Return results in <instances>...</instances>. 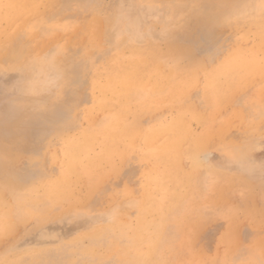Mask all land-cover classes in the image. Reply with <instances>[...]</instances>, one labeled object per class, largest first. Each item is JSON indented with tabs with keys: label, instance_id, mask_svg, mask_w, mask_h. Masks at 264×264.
Listing matches in <instances>:
<instances>
[{
	"label": "rangeland",
	"instance_id": "1",
	"mask_svg": "<svg viewBox=\"0 0 264 264\" xmlns=\"http://www.w3.org/2000/svg\"><path fill=\"white\" fill-rule=\"evenodd\" d=\"M15 2L0 264H264V0Z\"/></svg>",
	"mask_w": 264,
	"mask_h": 264
},
{
	"label": "bare ground",
	"instance_id": "2",
	"mask_svg": "<svg viewBox=\"0 0 264 264\" xmlns=\"http://www.w3.org/2000/svg\"><path fill=\"white\" fill-rule=\"evenodd\" d=\"M34 1H37V0H16V2L19 4V6L21 5V6H25V5H27L28 3H34ZM2 2V0H0V3ZM15 2V3H16ZM34 7V6H33ZM40 7V6H39ZM11 8V7H10ZM10 8H9V10H10ZM34 13H36V12H34ZM30 16V15H29ZM31 17V16H30ZM33 18V17H32ZM20 19V18H19ZM18 19V20H19ZM24 19V18H23ZM28 19V18H27ZM38 19H39V17H38ZM32 21V20H31ZM36 21V20H35ZM16 22V21H15ZM14 22V23H15ZM39 22V21H38ZM37 23V22H36ZM139 51V50H138ZM131 56H132V54H131ZM147 59V58H146ZM146 61V60H145ZM132 62V61H131ZM105 65V64H104ZM157 66V65H156ZM143 72H144V70H142ZM153 72V71H152ZM151 74V73H150ZM153 74V73H152ZM157 74V73H156ZM169 74V73H168ZM151 81V80H150ZM132 82H133V80H132ZM154 82V81H153ZM156 82V81H155ZM187 82V81H186ZM96 83V82H95ZM110 84V83H109ZM153 84V83H152ZM107 85V84H106ZM132 85V84H131ZM109 87V86H108ZM147 87V86H146ZM95 88V87H94ZM161 88V87H160ZM147 89V88H146ZM164 89V88H163ZM132 90V89H131ZM148 90H149V88H148ZM183 91V90H182ZM147 92V91H146ZM174 93V92H173ZM171 94H172V92H171ZM178 94H179V92H178ZM185 94V93H184ZM183 94V95H184ZM173 95V94H172ZM95 96V95H94ZM175 96V95H174ZM181 96V95H180ZM96 97H97V95H96ZM161 97H163V96H161ZM143 98V97H142ZM165 98V97H164ZM176 98V97H175ZM173 99V98H172ZM139 100V99H138ZM163 100V99H162ZM96 101V100H95ZM94 101V102H95ZM171 101V100H170ZM170 101H169V103H170ZM99 102V101H98ZM156 102V101H155ZM104 103V102H103ZM175 103V102H174ZM152 104V103H151ZM155 105V104H154ZM171 105V104H170ZM146 106V105H145ZM164 106V105H163ZM100 107V106H99ZM107 107V106H106ZM112 107V106H111ZM142 107H144L143 105H142ZM113 108V107H112ZM155 108H157V106L155 107ZM171 108V107H170ZM107 109V108H106ZM138 109V108H137ZM143 110H144V108H142ZM141 109V110H142ZM146 109V108H145ZM153 109V108H152ZM96 110V109H95ZM94 110V111H95ZM106 111V110H105ZM109 111V110H108ZM106 113V112H105ZM91 114H94V113H92L91 112ZM126 115V114H125ZM181 115V114H180ZM184 115V114H183ZM93 116V115H92ZM105 116H107V115H105ZM104 115H103V118L105 117ZM87 117V116H86ZM113 117V116H112ZM93 118V117H92ZM183 118H185L186 119V117H183ZM102 119V118H101ZM179 119V118H178ZM87 120V119H86ZM89 120V119H88ZM92 121H94V120H92ZM107 121V120H106ZM132 121V120H131ZM174 121V120H173ZM186 122V121H185ZM100 123V122H99ZM121 123H123V121H120V125L118 126V132L116 133V134H113V136H115L114 137V140L113 141H115L116 143H114L113 145H110V146H107V148H105V150L106 151H108L107 152V154L109 153L110 154V152H114V151H117L118 150V147L120 146V145H122V143L123 142H125L126 140H127V138H129L130 136H131V134L130 133H128V131H130V130H128V129H125V128H123L122 126H121ZM106 124V123H105ZM136 124V123H135ZM92 125V124H91ZM124 125V124H123ZM133 125V124H132ZM161 125V124H160ZM175 125L176 124H172V125H170L169 126V130L171 129V128H173V130H174V127H175ZM168 126V125H167ZM130 127V126H129ZM129 127H127V128H129ZM135 127V126H134ZM133 127V128H134ZM137 127V126H136ZM135 127V128H136ZM87 128V127H86ZM145 131V130H144ZM153 131H155V132H152L151 134H150V136H151V138H150V140L152 139V140H154V139H156L158 142H159V140H158V137L159 136H167V139L166 140H164L163 141V147H164V150L166 149V150H170V151H172L173 149H174V145L173 144H171L172 142H173V140H172V138H173V134L172 133H170V132H168V129H167V132L166 131H163V130H161V128H153ZM143 132V131H142ZM141 133V132H140ZM177 133V132H176ZM137 135V134H136ZM133 138V137H132ZM101 139V138H100ZM181 139V138H180ZM99 140V139H98ZM155 141V140H154ZM135 142V141H134ZM137 142V141H136ZM157 142V143H158ZM175 142V141H174ZM153 143V142H152ZM155 143V142H154ZM90 144V143H89ZM95 144V143H94ZM132 144V143H131ZM180 144V143H179ZM178 145V144H177ZM176 146V145H175ZM125 147H127V146H125ZM87 148V147H86ZM126 149V148H125ZM89 150V149H88ZM180 150V149H179ZM178 152V151H177ZM85 153V152H84ZM95 153V152H94ZM120 153V152H119ZM82 154V153H81ZM175 154V153H174ZM83 155V154H82ZM98 157H101L100 155L98 156ZM168 158V157H167ZM171 159V158H170ZM103 161H105V158L104 159H102ZM101 160V161H102ZM94 161V160H93ZM99 162V161H98ZM180 162H181V160H180ZM77 168V167H76ZM68 173V172H67ZM63 174V173H62ZM153 176V175H152ZM73 177V176H72ZM75 178V177H74ZM70 179V178H69ZM165 179V178H164ZM73 180V179H72ZM75 180V179H74ZM73 180V181H74ZM69 185V184H68ZM34 188V187H33ZM158 188V187H157ZM69 189V188H68ZM57 191H59V190H57ZM64 191V190H63ZM68 191V190H67ZM61 193H63V192H61ZM54 194V193H53ZM57 194V193H56ZM2 198V197H1ZM55 198V197H54ZM53 198V199H54ZM6 204V203H5ZM14 204V203H13ZM8 205H10V204H8ZM1 207V206H0ZM11 207H13V206H10V208ZM145 207V206H144ZM143 207V208H144ZM149 207V206H148ZM147 207V208H148ZM152 207V206H151ZM155 207V206H154ZM2 209H3V207H1ZM14 208V207H13ZM13 208H11V209H13ZM142 208V207H141ZM150 208V207H149ZM158 208V207H157ZM7 209V208H6ZM8 209H9V207H8ZM151 210V209H150ZM12 211V210H11ZM145 211V210H144ZM8 212V211H7ZM146 213V212H145ZM13 214V213H12ZM11 214V215H12ZM13 216V215H12ZM141 216V215H140ZM142 217V216H141ZM142 218H144V217H142ZM11 219V218H10ZM12 220V219H11ZM142 221V220H141ZM140 221V222H141ZM11 222V221H10ZM9 223V222H8ZM8 231V230H7ZM137 236V235H136ZM99 239V238H98ZM159 241V240H158ZM158 244V243H157ZM122 249H124V248H122ZM125 250V249H124ZM143 258V257H142ZM128 259V258H127ZM137 259V258H136ZM145 259V258H144ZM144 262H146V261H144Z\"/></svg>",
	"mask_w": 264,
	"mask_h": 264
}]
</instances>
